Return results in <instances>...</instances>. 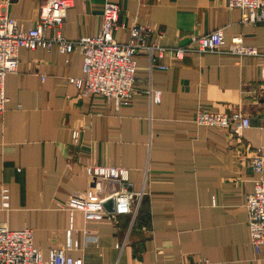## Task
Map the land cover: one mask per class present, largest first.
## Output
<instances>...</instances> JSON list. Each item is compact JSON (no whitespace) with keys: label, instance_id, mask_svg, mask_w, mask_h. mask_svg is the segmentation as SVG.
<instances>
[{"label":"crops","instance_id":"1","mask_svg":"<svg viewBox=\"0 0 264 264\" xmlns=\"http://www.w3.org/2000/svg\"><path fill=\"white\" fill-rule=\"evenodd\" d=\"M105 2L120 9L116 40L126 41L133 25H149L147 43L165 50H155L151 68L144 50L135 55L141 91L116 105L80 96L69 81L82 76L79 44L68 54L55 46L19 49L0 113V193L9 196L6 208L0 197V225L32 229L44 258L69 238L68 254L83 264H264L263 251L249 245L245 208L254 180L264 179V22L242 23L227 0H77L62 35L77 41L97 34ZM44 7L45 0H0V13L24 30ZM218 28L226 42L240 36L259 54L174 56L173 49ZM149 88L159 91L158 102ZM198 110H240L250 126L233 135L198 125ZM257 155L261 172L251 167ZM90 164L125 167L134 189L143 187L130 228L127 214L86 219L58 205L88 195Z\"/></svg>","mask_w":264,"mask_h":264},{"label":"built area","instance_id":"2","mask_svg":"<svg viewBox=\"0 0 264 264\" xmlns=\"http://www.w3.org/2000/svg\"><path fill=\"white\" fill-rule=\"evenodd\" d=\"M77 0H45L44 12L39 15L34 26L24 30L18 27L16 19L0 13V113L8 100L4 93V78L17 69L20 48L33 50L37 47L55 46L59 52L68 54L74 44H79L82 54V76L70 77L80 96L90 97L98 94L112 99L116 105L129 101L136 89L135 55L144 50L150 63L155 61V50L161 54L165 49L160 45H150L146 38L151 31L149 25H133L129 28L126 41L114 38L119 29V6L105 2L102 6L101 26L97 34L84 36L73 41L61 33L66 11ZM229 8L241 10L242 23L264 22V0H227ZM50 30L48 36L46 32ZM161 35V33H160ZM192 51L221 52L234 55H258L256 47L245 46L240 36L224 39L221 28L196 37L192 43L173 49L176 58ZM164 68L163 66H157ZM264 76V70H263ZM155 102L159 101V91L147 90ZM198 125L214 126L227 130L230 134L240 133L250 126V119L240 110L216 112L198 110L194 117ZM79 131H72V141L77 143ZM256 172L263 170V157L257 155L251 161ZM89 181V193L84 197L71 196L58 205L69 211L80 210L86 219L114 218L121 214L130 215L133 225L144 196L143 187L134 189L125 167L112 165L86 166ZM2 207H8V193H0ZM245 208L249 228V245L256 253L264 254V179L259 176L254 180L253 189L246 196ZM87 235L88 231H84ZM89 238V236H88ZM94 240V239H93ZM74 249L71 240L66 239L58 247L48 251L47 258L34 244L33 231L30 228L10 229L0 225V264H83L81 258H73L68 251Z\"/></svg>","mask_w":264,"mask_h":264}]
</instances>
